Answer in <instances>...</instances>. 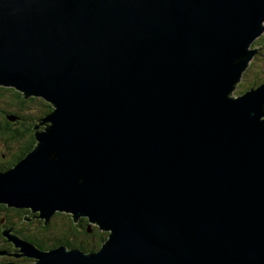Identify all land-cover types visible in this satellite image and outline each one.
I'll use <instances>...</instances> for the list:
<instances>
[{
	"label": "water",
	"instance_id": "water-1",
	"mask_svg": "<svg viewBox=\"0 0 264 264\" xmlns=\"http://www.w3.org/2000/svg\"><path fill=\"white\" fill-rule=\"evenodd\" d=\"M263 33L264 0H0V86L52 106L0 204L108 233L34 264H264Z\"/></svg>",
	"mask_w": 264,
	"mask_h": 264
},
{
	"label": "trees",
	"instance_id": "trees-1",
	"mask_svg": "<svg viewBox=\"0 0 264 264\" xmlns=\"http://www.w3.org/2000/svg\"><path fill=\"white\" fill-rule=\"evenodd\" d=\"M253 45L261 46V52L264 55V34L259 39H256L252 44V48ZM263 55L262 59H260L261 55L258 56L260 59L258 61L263 60ZM254 65L258 66L257 64ZM254 68L253 64H250L242 74L241 82H239L238 86L241 87L242 84L244 86L236 95L264 84V80H262L264 77L261 75L262 71L259 69L256 72ZM51 111L52 106L43 98L25 97L14 88L0 86V169L13 167L36 147L35 134L43 131L48 126L47 123H44V119ZM40 123V127L35 128ZM24 212V210L0 205V244L6 238L5 232H3L4 228L11 224L16 226L15 231L27 228L25 225H21L19 221ZM2 219L3 221H1ZM91 230H95V228L91 227ZM87 232L86 229L82 231L76 247L89 253L91 251L96 252L95 250L98 251L102 242L107 239V234L97 233V236H95L93 235L95 232L92 235H87ZM42 234L29 233L32 238L39 237Z\"/></svg>",
	"mask_w": 264,
	"mask_h": 264
},
{
	"label": "flooded vegetation",
	"instance_id": "flooded-vegetation-1",
	"mask_svg": "<svg viewBox=\"0 0 264 264\" xmlns=\"http://www.w3.org/2000/svg\"><path fill=\"white\" fill-rule=\"evenodd\" d=\"M253 49L256 50L255 60L262 59L263 53L261 52V46H257ZM259 55H261L260 59L258 57ZM254 67L256 72L260 69V71H262L261 75L264 77V64L260 66L255 65ZM262 80H264V78ZM40 125L41 123L35 128H39ZM10 168L12 167L0 169V173L5 172ZM0 205H4L12 209L24 210L25 212L19 221L21 225H25L27 227L26 229L15 231L16 226L11 224L10 226L3 229V232L6 233H4L6 238L0 244V264H34L36 262L33 257L26 255L27 252H25V249L20 244L21 241H25L43 252L51 251L60 246L65 247L68 250L77 249L85 252L84 250L76 247V244L79 241L78 238L84 229L88 231L87 235H92V233L95 232L93 234L95 236H97V233L105 235L107 234L108 236L107 232L100 230L98 226L94 223H91L87 217L73 218L70 213L56 211L46 219L41 217L38 211H33L31 208L10 207L6 204ZM1 221H3V219ZM91 227H94L95 230H91ZM30 232L34 234H43L39 237L32 238L29 235ZM15 236L16 238L14 239ZM92 252L94 251H91L90 253Z\"/></svg>",
	"mask_w": 264,
	"mask_h": 264
},
{
	"label": "rangeland",
	"instance_id": "rangeland-1",
	"mask_svg": "<svg viewBox=\"0 0 264 264\" xmlns=\"http://www.w3.org/2000/svg\"><path fill=\"white\" fill-rule=\"evenodd\" d=\"M261 36H259L258 37V39L260 38ZM257 47V45H253V48H256ZM263 55V54H262ZM259 63V64H258ZM250 64H253V66H255L254 64H257L258 66H260V64L261 65H263L264 64V59L263 60H261V61H258V60H255V55L252 57V59L250 60ZM241 82V81H240ZM239 85V84H238ZM236 86V88L233 90V94H234V96H238V95H236L237 94V92L238 91H240L241 89H242V86H244V84H242V86L241 87H239V86Z\"/></svg>",
	"mask_w": 264,
	"mask_h": 264
}]
</instances>
